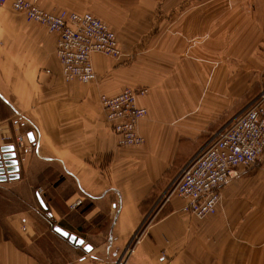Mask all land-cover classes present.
<instances>
[{
	"label": "crops",
	"instance_id": "1",
	"mask_svg": "<svg viewBox=\"0 0 264 264\" xmlns=\"http://www.w3.org/2000/svg\"><path fill=\"white\" fill-rule=\"evenodd\" d=\"M184 12L183 28L198 31L194 59L152 52L148 72L141 53L131 68L94 53L97 78L83 84L62 79L55 34L0 6V146L14 145L19 174L0 181V264H264V155L226 183L214 214L192 216L171 196L128 248L171 175L264 89V0H198ZM137 86L143 142L122 147L99 97Z\"/></svg>",
	"mask_w": 264,
	"mask_h": 264
},
{
	"label": "built area",
	"instance_id": "2",
	"mask_svg": "<svg viewBox=\"0 0 264 264\" xmlns=\"http://www.w3.org/2000/svg\"><path fill=\"white\" fill-rule=\"evenodd\" d=\"M11 7L26 12L32 19L47 20L56 28L63 24L59 16L44 12L31 2L12 0ZM61 14L67 20L63 31V45L67 48L63 60L67 70L62 76L64 79L92 81L96 74L89 53L99 49L119 57L115 34L104 22L86 12ZM145 92L144 87L137 90L125 87L113 95H100L106 121L120 146L143 142L137 122L146 110L137 105L136 99ZM252 101L215 130L203 148L179 168L166 199L171 196L181 198V211L191 212L198 218L215 213L221 200V187L237 176L238 168L252 166L261 156L264 150V90Z\"/></svg>",
	"mask_w": 264,
	"mask_h": 264
},
{
	"label": "rangeland",
	"instance_id": "3",
	"mask_svg": "<svg viewBox=\"0 0 264 264\" xmlns=\"http://www.w3.org/2000/svg\"><path fill=\"white\" fill-rule=\"evenodd\" d=\"M11 1L3 0V2L0 3V6L9 5L11 12H13L14 14L20 15L24 20L38 24L41 27H43L46 30V32L56 35L54 54L60 67L61 76H62V72L64 73L67 70L66 64L63 60L64 57L63 54L67 49L63 45V39H64L63 31L67 24V20L63 17L61 13L86 12L91 17L104 22L108 26V28L115 34L114 35L115 43L120 51V56L117 57L107 53L105 50H99V49L90 52L89 56L94 72L95 69L91 58L92 54L94 53H98L105 58L112 59L117 65L123 64L121 66L122 68H131L132 66H134L136 64L135 55L137 53L138 54L141 53L142 59H144L143 63L149 66L148 67L149 69L147 70L149 72V70L151 71L150 56L152 52L155 53L163 52L172 55H182L188 58L190 57L192 59H194V57L197 56L199 52V46L197 44L198 41H196V39L198 38L197 28H189V29L183 28V22H184L183 20H185L184 16L187 14V12H184V6L189 4L193 5L195 3L198 4V0H174L176 2L177 7L171 12H167V10L163 9V7L161 8L162 3L163 2L165 3V1L167 0H67L65 5H56L51 8H46L42 6L41 0H24L33 3L40 10L44 12L56 14L57 16H59L62 19L63 24L60 25V27L58 28H56L53 23L47 20H43L41 18L35 20L27 16L26 12L24 13L21 10L13 9L11 7ZM168 2H170V0H168ZM197 16H198L197 13L192 12V18H191L192 24H194L195 20L197 19ZM201 31H204V29H202ZM188 37H191V43H188L189 40ZM183 41L187 42L186 46H183L182 44ZM166 47H169L170 51H167ZM209 47L210 45L204 44L202 46V49L207 50L209 49ZM131 50H135L133 56H130V53H128L131 52ZM209 53H211V51L207 50V54ZM126 55L127 58H125ZM180 62L182 63V61ZM175 71L178 73L177 82L182 81L183 78L182 70L175 69ZM143 72L148 73L145 71ZM96 78L97 76H95V78L92 81H79L76 79L74 80L79 81L80 83L83 84H87L93 82L94 80H96ZM62 79L65 82L72 81L71 79H66V78L64 79L63 76ZM212 81H213V77L208 76L206 82L207 91H208V86L211 84ZM181 84L182 83L180 82V85ZM177 86H179V84H177ZM139 87L146 88L145 86H137V87H129V88H135V90H137L139 89ZM256 96H258V94ZM254 98L255 96L249 102H251ZM99 102H100V97H99ZM30 134L33 137L32 143L34 144V136L32 132H30ZM211 135L212 133L208 137L210 138ZM20 137L21 138L17 137L18 142L23 140L22 135H20ZM204 144L201 145L196 151L194 150L195 152L193 154L196 155L197 152H199L200 149L203 148ZM128 146L129 145L122 147H128ZM263 155H264V150L261 156L252 166L248 168H241V167L238 168L237 176H235L234 178L236 179L239 177L240 179L242 178L244 179L248 175H253L254 171L257 170L256 167L260 163V160ZM177 174L178 172L174 177H173L174 173L171 175L172 177L167 181L168 185L166 186V188L155 198V201L151 202V204L148 205L149 211L148 213L145 214V218L142 220V222L134 232V235L131 237L128 243V248L129 245L133 244L136 238L141 234V231L144 229V227L148 225L151 220H153L154 209L161 204H165L164 200H167L166 199L167 190L170 189L171 185L173 184V181H175L177 177ZM256 175L257 174H255L254 176ZM232 179L229 180L227 184L232 182ZM258 179H262L261 176H259ZM227 184L225 183L222 186L223 188L221 187L220 189V191L222 192L221 193L222 197L229 195L227 193L225 195L223 194L224 186H226ZM20 200L24 201L25 199L21 197ZM35 205L40 210L42 209V207L37 203ZM186 213L194 216L191 212H186ZM154 219L156 218L154 217Z\"/></svg>",
	"mask_w": 264,
	"mask_h": 264
},
{
	"label": "water",
	"instance_id": "4",
	"mask_svg": "<svg viewBox=\"0 0 264 264\" xmlns=\"http://www.w3.org/2000/svg\"><path fill=\"white\" fill-rule=\"evenodd\" d=\"M28 140L30 142L33 141V137L30 133H28ZM15 157H16V153L14 150V145L6 144L0 146V181L18 178L19 176V174L17 173L18 164H17V159ZM37 198L39 204L42 207H45L41 198L38 195ZM54 230L63 237L67 238L68 241H70L71 243H75L77 245H81L84 243L82 238H79L74 234H70L69 232L58 226H54ZM85 248L88 250L89 246H85Z\"/></svg>",
	"mask_w": 264,
	"mask_h": 264
},
{
	"label": "bare ground",
	"instance_id": "5",
	"mask_svg": "<svg viewBox=\"0 0 264 264\" xmlns=\"http://www.w3.org/2000/svg\"><path fill=\"white\" fill-rule=\"evenodd\" d=\"M263 90H264V89H263ZM146 92H147V88H146ZM146 92H145V93H146ZM145 110H146V108H145ZM146 113H147V111L145 112V115H146ZM145 115H144L141 119H143V118L145 117ZM141 119H139L138 122H139ZM138 122H137V125H138Z\"/></svg>",
	"mask_w": 264,
	"mask_h": 264
}]
</instances>
